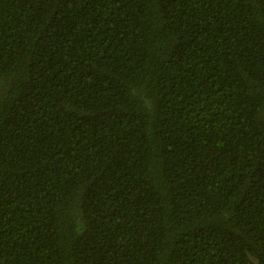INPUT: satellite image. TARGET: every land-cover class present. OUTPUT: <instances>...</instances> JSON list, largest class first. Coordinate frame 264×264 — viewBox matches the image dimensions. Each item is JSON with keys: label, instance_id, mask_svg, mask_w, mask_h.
<instances>
[{"label": "trees", "instance_id": "trees-1", "mask_svg": "<svg viewBox=\"0 0 264 264\" xmlns=\"http://www.w3.org/2000/svg\"><path fill=\"white\" fill-rule=\"evenodd\" d=\"M0 264H264V0H0Z\"/></svg>", "mask_w": 264, "mask_h": 264}]
</instances>
